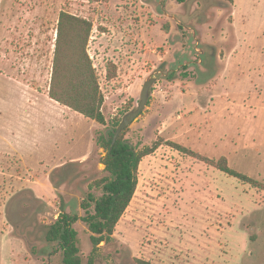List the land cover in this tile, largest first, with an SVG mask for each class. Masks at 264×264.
<instances>
[{"label": "rangeland", "instance_id": "374dc122", "mask_svg": "<svg viewBox=\"0 0 264 264\" xmlns=\"http://www.w3.org/2000/svg\"><path fill=\"white\" fill-rule=\"evenodd\" d=\"M60 11L92 23L104 124L47 96ZM148 78L124 140L136 152L162 144L140 159L108 242L92 252L85 224H72L80 264H264V191L166 143L264 183V0H0V264H63L47 226L61 198L82 216L87 193L100 196L99 138Z\"/></svg>", "mask_w": 264, "mask_h": 264}, {"label": "trees", "instance_id": "16d2710c", "mask_svg": "<svg viewBox=\"0 0 264 264\" xmlns=\"http://www.w3.org/2000/svg\"><path fill=\"white\" fill-rule=\"evenodd\" d=\"M92 23L82 17L60 11L57 24L47 96L51 100L99 124L105 123L102 113L104 96L100 90L98 76L87 53ZM116 76V64L106 63V79ZM128 128V127H127ZM125 128L112 145L115 128L99 138V146L104 150L100 163L106 176L94 181L100 188L99 197L88 192L80 202L83 215L59 212L55 220L47 226L45 239L62 250L63 264H80L77 233L72 224L80 220L90 232L92 252L112 238L113 230L127 208L137 184V166L140 159L151 154L161 144L157 139L151 146L134 151L124 140ZM175 150L187 154L227 176L237 178L264 191V183L231 168L225 157L212 159L180 144L166 141ZM92 207V212L90 208ZM136 264H154L143 259H135Z\"/></svg>", "mask_w": 264, "mask_h": 264}, {"label": "water", "instance_id": "95a60500", "mask_svg": "<svg viewBox=\"0 0 264 264\" xmlns=\"http://www.w3.org/2000/svg\"><path fill=\"white\" fill-rule=\"evenodd\" d=\"M154 80H155L154 78H148L143 83V86L141 88L140 95H139V100L137 102V106H136V108L131 109L130 111L125 113L123 115V117L121 118L120 122L118 123V125L116 126V128L114 130V133L112 136V141H111L112 145L115 143V141L118 138V136L120 135V133L125 128H127L143 110V108L146 105V102L149 98V95H150V86L153 84ZM59 210H60V212H64L62 198H61V204H60Z\"/></svg>", "mask_w": 264, "mask_h": 264}, {"label": "crops", "instance_id": "0c3cea01", "mask_svg": "<svg viewBox=\"0 0 264 264\" xmlns=\"http://www.w3.org/2000/svg\"><path fill=\"white\" fill-rule=\"evenodd\" d=\"M5 23H6V22H5ZM51 47L54 48V44H52ZM51 54H52V51H51ZM49 132H50V131H49ZM52 132H53V130H52ZM56 133L59 135V133H60V129H58V131H56ZM50 135H55V132H53V134H49V136H50ZM55 137H56V136H55ZM50 145L54 146V147L56 148V150H59V149L62 150L61 145H60V143H59L58 141H57V142H56V141H54V142L51 141V142L48 144V146H50ZM48 146H47V147H48ZM43 149L46 150V148H44V147H43ZM48 150H49V149H48ZM48 150H47V151H48ZM52 151H53V152H52ZM52 151H48L47 153L50 154V152H51V154H52V153L55 154V151H54V150H52ZM58 155H60V154H58Z\"/></svg>", "mask_w": 264, "mask_h": 264}]
</instances>
